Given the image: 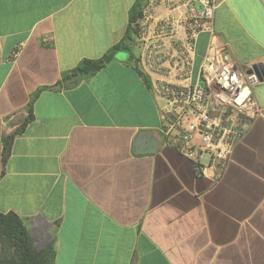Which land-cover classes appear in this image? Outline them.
<instances>
[{"label":"crops","instance_id":"crops-1","mask_svg":"<svg viewBox=\"0 0 264 264\" xmlns=\"http://www.w3.org/2000/svg\"><path fill=\"white\" fill-rule=\"evenodd\" d=\"M137 1L0 0V212L52 245L54 264H264V82L253 89L262 115L224 170L197 174L159 133L153 84L178 79L170 63L151 70L149 54L177 55L198 1L158 5L133 56L63 78L123 40ZM215 1L218 40L244 65L264 63V0ZM164 18L176 32L160 30ZM209 39L198 38L194 77ZM143 129L155 153L135 151Z\"/></svg>","mask_w":264,"mask_h":264},{"label":"built area","instance_id":"built-area-1","mask_svg":"<svg viewBox=\"0 0 264 264\" xmlns=\"http://www.w3.org/2000/svg\"><path fill=\"white\" fill-rule=\"evenodd\" d=\"M179 1L183 5L198 1L202 8L189 9L186 38L177 55L157 48L149 54V67L155 71L172 64L178 81L158 80L153 84L155 96L162 100L159 133L164 143L194 163L197 174L205 175L209 167H227L247 126L262 115L253 94L259 77L253 64L244 65L234 59L228 45L218 40L215 0H144L139 25L149 22L158 5ZM159 27L164 33L177 31V24L170 18L161 19ZM202 33H208L210 39L194 77L197 41ZM20 49L15 48L12 60Z\"/></svg>","mask_w":264,"mask_h":264},{"label":"trees","instance_id":"trees-1","mask_svg":"<svg viewBox=\"0 0 264 264\" xmlns=\"http://www.w3.org/2000/svg\"><path fill=\"white\" fill-rule=\"evenodd\" d=\"M144 0H139L132 7L129 25L125 31L123 40L117 45L113 46L111 50L101 59L83 60L76 68L72 69L70 73L64 74L63 78L66 80L72 76L80 75L82 77H89L106 66L105 57L116 50L118 52L128 53L133 56L130 51V42L136 35L140 33L139 21L142 18V8ZM139 73L149 83L148 77L141 71ZM38 94L32 96L30 102V109L37 98ZM30 110V113H31ZM32 117V113L30 115ZM14 136H10L4 140V154L7 156L11 140ZM55 252L52 245L40 248L33 239L30 231L27 229L23 220L15 213L0 212V264H54Z\"/></svg>","mask_w":264,"mask_h":264},{"label":"water","instance_id":"water-1","mask_svg":"<svg viewBox=\"0 0 264 264\" xmlns=\"http://www.w3.org/2000/svg\"><path fill=\"white\" fill-rule=\"evenodd\" d=\"M118 51L114 50L109 53L104 61L109 64L117 55ZM253 71L257 73L259 77V83L264 82V63H255L253 65ZM252 71H250L251 73ZM159 148V141L156 139L155 131L143 129L140 130L136 141H135V151L139 153H155Z\"/></svg>","mask_w":264,"mask_h":264},{"label":"rangeland","instance_id":"rangeland-1","mask_svg":"<svg viewBox=\"0 0 264 264\" xmlns=\"http://www.w3.org/2000/svg\"><path fill=\"white\" fill-rule=\"evenodd\" d=\"M136 44H139V43H136ZM127 57H128L127 53L119 52L118 55L116 56V59H121V60L124 59V60H126Z\"/></svg>","mask_w":264,"mask_h":264}]
</instances>
